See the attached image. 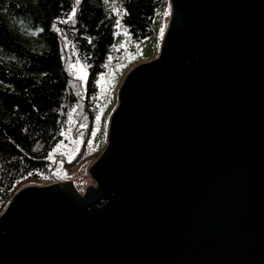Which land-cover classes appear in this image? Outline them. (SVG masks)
<instances>
[{"label": "water", "instance_id": "water-1", "mask_svg": "<svg viewBox=\"0 0 264 264\" xmlns=\"http://www.w3.org/2000/svg\"><path fill=\"white\" fill-rule=\"evenodd\" d=\"M94 184L21 187L0 264H264V0H170Z\"/></svg>", "mask_w": 264, "mask_h": 264}, {"label": "trees", "instance_id": "trees-1", "mask_svg": "<svg viewBox=\"0 0 264 264\" xmlns=\"http://www.w3.org/2000/svg\"><path fill=\"white\" fill-rule=\"evenodd\" d=\"M165 2L81 0L77 6L75 0H0V218L18 189L52 182L50 155L82 100L85 124L92 126L99 109L95 78L121 61L114 56L107 65L114 46L113 5L127 45L135 49L154 35L153 22ZM73 7L74 22L62 23ZM77 60L88 72L85 91L70 71ZM112 102L109 97L103 103Z\"/></svg>", "mask_w": 264, "mask_h": 264}, {"label": "rangeland", "instance_id": "rangeland-1", "mask_svg": "<svg viewBox=\"0 0 264 264\" xmlns=\"http://www.w3.org/2000/svg\"><path fill=\"white\" fill-rule=\"evenodd\" d=\"M113 8L119 9L117 4ZM115 13L114 46L108 57V62H112L114 56L121 61L117 66L111 64L106 72L99 74L96 78V84L99 88L97 92L98 112L94 118L93 124L87 128L84 120L85 102L82 100L78 109L70 116L67 128L63 132V139L54 148L50 155L51 160V181L52 182H72L79 192L87 189L88 185L94 184L90 174V168L97 159L103 154L108 144V127L112 112L117 107L118 90L126 74L142 63H149L156 60L162 50L163 40L168 30L171 15L172 4L166 0L163 7L158 10L153 22L154 35L138 43L135 49L127 45V32L122 27L117 28L116 21L121 17V13ZM163 35L161 36V29ZM124 45V47H121ZM122 51V55L119 52ZM111 57V60L109 58ZM75 65V67H73ZM83 67L84 71L80 69ZM70 71L74 79L84 88L88 81V72L82 61L77 60L70 65ZM84 76V79L79 77ZM111 97V105L103 103ZM99 117V119H97ZM83 124V125H81ZM50 181V182H51ZM38 186L49 185L51 183L36 182Z\"/></svg>", "mask_w": 264, "mask_h": 264}, {"label": "snow or ice", "instance_id": "snow-or-ice-1", "mask_svg": "<svg viewBox=\"0 0 264 264\" xmlns=\"http://www.w3.org/2000/svg\"><path fill=\"white\" fill-rule=\"evenodd\" d=\"M105 2L107 3L108 0H105ZM81 3V0H75V4L78 6L79 4ZM113 11H116L118 14H120V10L119 9H116V8H113ZM122 15H127L126 12H123ZM75 17H76V7H73L72 11H71V14L68 16V19L65 20V21H61L62 23H67L69 21H72L74 22L75 20ZM116 26L117 28H120L121 27V21L118 19L116 21ZM125 35H127V32H125ZM163 35V28L161 29V36ZM121 47H124V45H121ZM109 60H111V57L109 58ZM73 67H75V65H73ZM81 72L84 71L83 67H81L80 69ZM80 79H84V76H81L79 77ZM97 119H99V117H97Z\"/></svg>", "mask_w": 264, "mask_h": 264}]
</instances>
